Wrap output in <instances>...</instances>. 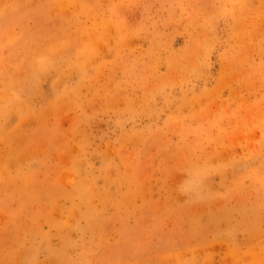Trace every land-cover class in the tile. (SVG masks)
Wrapping results in <instances>:
<instances>
[{
    "label": "rangeland",
    "instance_id": "rangeland-1",
    "mask_svg": "<svg viewBox=\"0 0 264 264\" xmlns=\"http://www.w3.org/2000/svg\"><path fill=\"white\" fill-rule=\"evenodd\" d=\"M0 264H264V0H0Z\"/></svg>",
    "mask_w": 264,
    "mask_h": 264
}]
</instances>
